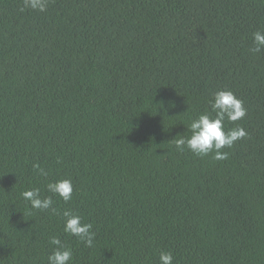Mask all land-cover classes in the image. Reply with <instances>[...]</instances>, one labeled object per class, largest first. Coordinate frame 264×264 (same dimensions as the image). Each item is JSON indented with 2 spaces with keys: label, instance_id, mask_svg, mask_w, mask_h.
<instances>
[{
  "label": "trees",
  "instance_id": "obj_1",
  "mask_svg": "<svg viewBox=\"0 0 264 264\" xmlns=\"http://www.w3.org/2000/svg\"><path fill=\"white\" fill-rule=\"evenodd\" d=\"M0 0V264H264V0ZM230 89L228 158L176 150ZM48 173L41 175L33 165ZM73 183L68 202L47 191ZM40 189L51 210L22 192ZM72 211L91 248L64 231Z\"/></svg>",
  "mask_w": 264,
  "mask_h": 264
},
{
  "label": "clouds",
  "instance_id": "obj_2",
  "mask_svg": "<svg viewBox=\"0 0 264 264\" xmlns=\"http://www.w3.org/2000/svg\"><path fill=\"white\" fill-rule=\"evenodd\" d=\"M48 3L49 0H23L21 11L30 8L44 12L47 10ZM252 37L254 47L250 51L259 53L264 50V30H257L252 34ZM208 103L210 111L201 113L197 118L192 119L188 125L190 136L178 134L179 138L174 140V146L179 152H183L186 147L197 156H206L214 153L213 159L224 160L228 158V152L222 150L231 148L237 140L247 136L246 130L242 127L237 126L226 129L225 122H235L243 119L246 116L247 109L244 107V102L230 89H220L213 92ZM33 167L41 175L45 177L48 175L39 164H34ZM47 191L68 202L72 199L73 183L70 179L49 182ZM21 195L33 209L56 212L53 207L52 197H42L38 188L25 190ZM62 215L65 219L64 231L79 238L86 247L91 248L95 238L92 224L83 223L81 217L70 210L64 211ZM50 244L55 247L47 256V264H70L73 259L71 248L63 244L57 237H52ZM159 264H173L172 253L160 252Z\"/></svg>",
  "mask_w": 264,
  "mask_h": 264
}]
</instances>
